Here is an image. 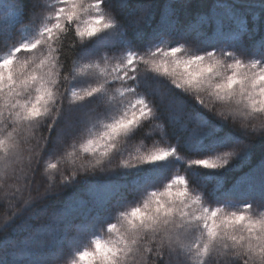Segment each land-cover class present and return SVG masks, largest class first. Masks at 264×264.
<instances>
[{"label":"snow or ice","instance_id":"1","mask_svg":"<svg viewBox=\"0 0 264 264\" xmlns=\"http://www.w3.org/2000/svg\"><path fill=\"white\" fill-rule=\"evenodd\" d=\"M175 9L0 0V166L25 178L0 264H69L89 236L71 264H264V3L258 16L230 0L190 20ZM149 126L159 140L132 152Z\"/></svg>","mask_w":264,"mask_h":264},{"label":"trees","instance_id":"2","mask_svg":"<svg viewBox=\"0 0 264 264\" xmlns=\"http://www.w3.org/2000/svg\"><path fill=\"white\" fill-rule=\"evenodd\" d=\"M214 0H191V6H188V0H161V6L164 8H167L169 4H175L176 5V14L184 20H190L193 17H196L203 11H205L212 3ZM231 3L235 4L238 6L241 10H249L252 9L256 12L257 16L259 15L261 5L264 3V0H230ZM55 3V0H47V4L51 5ZM250 14V13H249ZM34 35V32L29 31L28 36ZM115 39V38H109ZM7 54V48L4 45H0V56L6 55ZM32 56L31 53L25 54L21 53L18 54V59L19 60H24V59H30ZM152 83H155L154 78H149ZM79 83H84V81H79ZM144 91L148 92L149 88L147 87V82L143 86ZM117 98H119V94L117 93ZM191 103V101H190ZM91 105L86 106L90 107ZM102 128V125H97L96 128L93 129V132L100 131ZM7 131H12L11 128H8ZM159 130L155 128V126H149L144 130V134L142 137L138 138L137 140L133 141L132 144L130 145V150L134 152L137 148H139L141 151L144 150L145 147H151L152 146V140L153 138L159 140V136L157 134ZM6 134V133H5ZM15 134V133H14ZM163 134V133H161ZM26 135V134H25ZM167 135L169 136L170 140L174 143V135L175 132L173 129H167ZM86 138V136H85ZM83 142V139L81 140ZM26 147L28 146L27 144L25 145ZM78 148V145H77ZM71 151V149H69ZM184 151L185 149L182 147L181 149ZM81 156L84 154L81 152ZM182 155V160H176L175 165L176 167L173 169V175L179 173V174H184L186 165L184 164V161L189 159V156L186 154H181ZM190 155V153H189ZM262 156H264V151H262L259 147L257 148L254 161L257 162ZM55 162V161H52ZM79 161L77 160V163ZM65 167H71V164L65 165ZM237 175L236 172H229L225 176V181L228 184H231ZM6 183V187H4ZM25 183V178L23 175L17 173L15 176H13V173L10 169H6L3 166H0V223H2L7 217L11 216L15 211L16 208L13 206L16 203V198L13 197L12 193L16 192L17 189H20L23 191V185ZM211 187V185H209ZM162 190V187L161 189ZM7 193V195H4V193ZM26 195V193H25ZM64 197H58V196H53L50 201H48V206L53 207L56 206L63 200ZM210 207H215L217 205L215 204H210ZM243 209V204H238L235 207H233L231 210H237ZM257 211L264 212V208H260ZM33 215V213H27L25 215V218H30ZM113 222H116L115 220ZM96 235L99 236L101 241H106L110 238H112L111 233H107L106 229L99 231ZM96 239V236H89L84 239H78L76 242V246L72 247L70 250L66 249L65 250V255L64 259L71 264V260L75 258V253L77 250H83V248H90L94 247L93 241ZM189 264H196V260L194 258H190Z\"/></svg>","mask_w":264,"mask_h":264},{"label":"rangeland","instance_id":"3","mask_svg":"<svg viewBox=\"0 0 264 264\" xmlns=\"http://www.w3.org/2000/svg\"><path fill=\"white\" fill-rule=\"evenodd\" d=\"M47 50L45 49V51L43 53H37V55H44L46 54Z\"/></svg>","mask_w":264,"mask_h":264}]
</instances>
